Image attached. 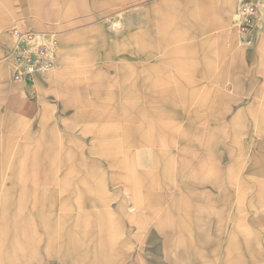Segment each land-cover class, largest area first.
I'll list each match as a JSON object with an SVG mask.
<instances>
[{
  "label": "rangeland",
  "instance_id": "374dc122",
  "mask_svg": "<svg viewBox=\"0 0 264 264\" xmlns=\"http://www.w3.org/2000/svg\"><path fill=\"white\" fill-rule=\"evenodd\" d=\"M122 1L9 24L0 264H264V0ZM13 26L53 35L48 71L12 80Z\"/></svg>",
  "mask_w": 264,
  "mask_h": 264
},
{
  "label": "crops",
  "instance_id": "0c3cea01",
  "mask_svg": "<svg viewBox=\"0 0 264 264\" xmlns=\"http://www.w3.org/2000/svg\"><path fill=\"white\" fill-rule=\"evenodd\" d=\"M124 1L116 0L115 2L108 3L107 0H0V51H4L8 44V27L14 17H18L21 23H36L46 21L49 17L57 22L61 26H65L68 23H75L79 21H85L92 16V10L95 7H102L108 4L121 5ZM130 3V2H128ZM133 4V2H131ZM230 12L229 9H227ZM11 29V28H10ZM10 32V30H9ZM70 35V34H69ZM59 37H68L65 34H58ZM5 82L4 76L0 74V82ZM30 83H25L26 88H30ZM42 147H37L34 151V157L32 159V166H43L47 163L40 161V154ZM36 170H33V172ZM36 177L41 175L49 176L44 172H34ZM88 174V173H87ZM79 187L74 186L79 193L84 192V196L88 198L86 194L91 192V178L90 175L84 173L83 179L79 178ZM83 183V184H82ZM259 187L258 190H261ZM90 199V198H89ZM91 214V211H88ZM90 238V235H89Z\"/></svg>",
  "mask_w": 264,
  "mask_h": 264
},
{
  "label": "built area",
  "instance_id": "2783aa9c",
  "mask_svg": "<svg viewBox=\"0 0 264 264\" xmlns=\"http://www.w3.org/2000/svg\"><path fill=\"white\" fill-rule=\"evenodd\" d=\"M255 6L245 4L241 7L238 17V34L247 39L254 26ZM12 46L4 60L12 68V80L22 82L33 75L48 71L53 64L50 51L54 45L50 33H36L30 29L13 26L10 29Z\"/></svg>",
  "mask_w": 264,
  "mask_h": 264
}]
</instances>
